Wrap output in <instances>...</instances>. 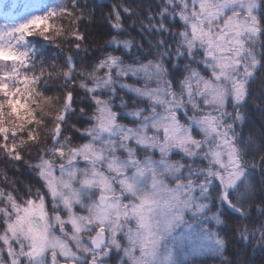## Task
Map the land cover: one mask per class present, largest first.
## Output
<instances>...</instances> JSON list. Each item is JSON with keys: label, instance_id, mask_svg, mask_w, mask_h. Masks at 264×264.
<instances>
[{"label": "snow or ice", "instance_id": "1", "mask_svg": "<svg viewBox=\"0 0 264 264\" xmlns=\"http://www.w3.org/2000/svg\"><path fill=\"white\" fill-rule=\"evenodd\" d=\"M118 8L136 14L114 5L111 51L80 68L61 47L87 51L79 0H25L3 14L0 152L41 186L0 188V264H108L114 252L120 264H197L223 257L233 216L242 240L264 241V221L251 232L242 223L264 144L249 160L255 141L237 133L264 72V0H158L141 22L156 37L147 60L118 38Z\"/></svg>", "mask_w": 264, "mask_h": 264}, {"label": "trees", "instance_id": "2", "mask_svg": "<svg viewBox=\"0 0 264 264\" xmlns=\"http://www.w3.org/2000/svg\"><path fill=\"white\" fill-rule=\"evenodd\" d=\"M79 2L80 10L83 12V20L79 24V30L85 35L83 47L87 51L81 50L77 52L75 48L68 44L61 45L63 54L65 56L72 55L78 68L86 67L97 57L103 55L105 51H111L110 48L105 46L107 41L113 35H117V33L113 31L109 17L112 14L113 6L121 4L131 6L136 14L129 17L128 14L123 12L122 8L117 9L121 13L122 24L125 29L124 32L119 34L118 38L121 40L130 39L136 44L142 45L141 50L133 49L134 52L142 51L144 53L143 56H140L141 59L153 58V56H148L147 53L149 51L154 52L149 41L154 44L156 37L142 29L141 22L147 24L149 12L155 13L158 11V0H79ZM0 6L2 7L0 8V21L5 22L3 14L9 13V0H3ZM81 61L84 63L82 64ZM262 77H264V72L257 73V79L252 86V95L248 98V103L243 109L246 120L242 125L237 126V133L245 141L249 139L255 141L246 158L257 163H259V153L256 150L261 144H264V84H262ZM128 82L133 83L131 80ZM83 95V92L80 91L79 96L76 98L74 107L77 109L85 107L84 103H82ZM129 99L131 100V98ZM71 122L75 123L78 128L87 126L85 122L80 121L75 116L71 118ZM120 122L128 123L127 119ZM68 134L77 138L79 136L78 133H75V130H71ZM74 142L79 141L74 140ZM25 158L35 163L36 152L33 151L30 156L25 155ZM253 182L256 186V196L252 206L249 208L251 218L249 221L242 222L247 223L249 232L253 229H258L260 223L264 221V217L260 215L257 207L264 208V192L261 191V188H264V174L260 172L259 168L256 170ZM40 186L41 184L34 173L23 162L9 160L3 152H0V188L10 191L15 187L19 190V194L22 195L28 187L35 191ZM237 220V217H230V228L222 233L226 239V249L223 257H202L197 264H222V261L226 262V264H264V241L260 240L258 232L255 237L250 236L247 241L242 240L236 230ZM114 256H117V258H114ZM120 258L114 252L109 262L111 264H120ZM4 259L7 260L6 255Z\"/></svg>", "mask_w": 264, "mask_h": 264}, {"label": "rangeland", "instance_id": "3", "mask_svg": "<svg viewBox=\"0 0 264 264\" xmlns=\"http://www.w3.org/2000/svg\"><path fill=\"white\" fill-rule=\"evenodd\" d=\"M1 2H3V0H0V3ZM9 2H10V9H9V12H11L12 11V9H11V5H13V4H16V3H23V2H25V0H9ZM0 8H2L1 6H0ZM8 22H10V21H8ZM0 23H4V22H2V21H0ZM175 159H179V157L177 156V157H175ZM111 258H112V256H111ZM110 258V259H111ZM114 258H117V256H114ZM109 259V260H110ZM109 260H108V264H111L110 262H109ZM120 261H121V258H120Z\"/></svg>", "mask_w": 264, "mask_h": 264}]
</instances>
